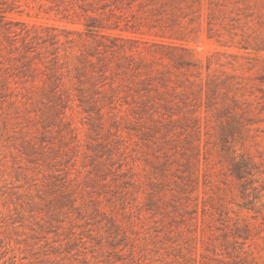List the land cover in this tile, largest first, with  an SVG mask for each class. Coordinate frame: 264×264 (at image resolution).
Masks as SVG:
<instances>
[{"label":"rangeland","instance_id":"rangeland-1","mask_svg":"<svg viewBox=\"0 0 264 264\" xmlns=\"http://www.w3.org/2000/svg\"><path fill=\"white\" fill-rule=\"evenodd\" d=\"M0 264H264V0H0Z\"/></svg>","mask_w":264,"mask_h":264}]
</instances>
